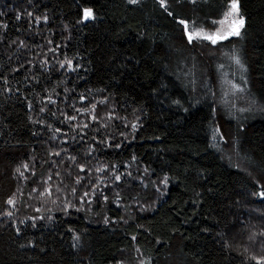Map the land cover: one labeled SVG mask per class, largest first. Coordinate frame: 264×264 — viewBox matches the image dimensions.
<instances>
[{
  "label": "trees",
  "instance_id": "trees-1",
  "mask_svg": "<svg viewBox=\"0 0 264 264\" xmlns=\"http://www.w3.org/2000/svg\"><path fill=\"white\" fill-rule=\"evenodd\" d=\"M230 3L0 0V264H264V0L179 22Z\"/></svg>",
  "mask_w": 264,
  "mask_h": 264
},
{
  "label": "snow or ice",
  "instance_id": "snow-or-ice-1",
  "mask_svg": "<svg viewBox=\"0 0 264 264\" xmlns=\"http://www.w3.org/2000/svg\"><path fill=\"white\" fill-rule=\"evenodd\" d=\"M130 2L135 3L136 0H130ZM161 5L165 6V0H161ZM224 15H225V20H228L229 18H231V24L229 26L230 27L229 31L227 32L215 31L209 34V33L203 32V30L197 31L195 28H193L189 32V35H188L189 42L191 43L193 39H205V40L211 41V43L213 44H216L217 41L227 39L229 36H239L240 29L243 28L244 26V19L243 17H239L238 0H231L228 10ZM90 18H93V12L91 8H85L83 12V19L88 20ZM179 22L184 25L185 29L188 28V25L185 21L181 20ZM220 23H224V21H220ZM236 62L239 63V60L237 59ZM261 195H264V193H261ZM8 203L13 204L14 201L9 200Z\"/></svg>",
  "mask_w": 264,
  "mask_h": 264
},
{
  "label": "rangeland",
  "instance_id": "rangeland-1",
  "mask_svg": "<svg viewBox=\"0 0 264 264\" xmlns=\"http://www.w3.org/2000/svg\"><path fill=\"white\" fill-rule=\"evenodd\" d=\"M137 1V0H136ZM239 17H241L240 16V14H239ZM220 21H224V23H220ZM218 23H217V25H216V29L214 30V31H203V32H205V33H209V34H211L212 32H215V31H221V32H227V31H229L230 30V24H231V18H229L228 20H225V16L223 17V19L222 20H220ZM241 30H242V28L240 29V33H241ZM189 30H188V28L186 29V34H187V37H188V35H189ZM233 37H236V36H229L227 39H230V38H233ZM227 39H224V40H219V41H217V42H220V41H225V40H227ZM193 40H197V39H193ZM203 40H205V39H203ZM207 41H209V40H207ZM211 42V41H210ZM120 264H130L128 261H122Z\"/></svg>",
  "mask_w": 264,
  "mask_h": 264
}]
</instances>
